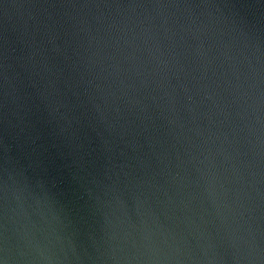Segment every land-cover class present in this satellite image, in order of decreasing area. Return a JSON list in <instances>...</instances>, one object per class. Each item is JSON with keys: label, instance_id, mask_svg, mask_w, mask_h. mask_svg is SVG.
Returning a JSON list of instances; mask_svg holds the SVG:
<instances>
[{"label": "water", "instance_id": "1", "mask_svg": "<svg viewBox=\"0 0 264 264\" xmlns=\"http://www.w3.org/2000/svg\"><path fill=\"white\" fill-rule=\"evenodd\" d=\"M0 264H264V0H0Z\"/></svg>", "mask_w": 264, "mask_h": 264}]
</instances>
